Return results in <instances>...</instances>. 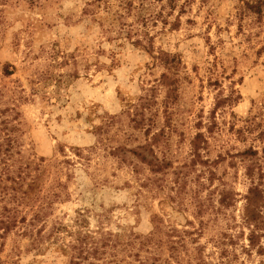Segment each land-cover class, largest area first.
Wrapping results in <instances>:
<instances>
[{
  "label": "rangeland",
  "instance_id": "1",
  "mask_svg": "<svg viewBox=\"0 0 264 264\" xmlns=\"http://www.w3.org/2000/svg\"><path fill=\"white\" fill-rule=\"evenodd\" d=\"M255 1L0 0V109L13 110L6 115L19 127L27 184L37 178L34 189L70 195L48 225L72 224L90 209L96 228L104 207L109 230L145 236L159 214L191 232L189 248L212 264H264L242 220L252 184H264V7L243 13ZM198 134L203 164L194 165ZM146 145L169 168L154 173L115 151L132 157ZM72 148L89 150V160L60 165L75 159ZM249 150L260 154L255 181L240 156ZM221 190L235 206L220 207ZM5 242L0 258L8 261L13 234ZM38 260L66 258L48 250Z\"/></svg>",
  "mask_w": 264,
  "mask_h": 264
},
{
  "label": "trees",
  "instance_id": "2",
  "mask_svg": "<svg viewBox=\"0 0 264 264\" xmlns=\"http://www.w3.org/2000/svg\"><path fill=\"white\" fill-rule=\"evenodd\" d=\"M262 1L246 3L243 13L261 15L264 7ZM131 8L130 4L129 10ZM134 9L132 8V11ZM119 18L123 19L124 15ZM120 26L126 27L125 23ZM262 51L264 47L258 53ZM4 71L6 76L15 74L10 65H5ZM172 81L173 78H165L163 82L167 88H170ZM169 92H172L171 88ZM141 108H145V105L143 104ZM12 112L13 110L0 109V255L4 252L5 240L11 234H13L14 246L10 260L0 258V264H22L23 255L33 256V262L30 264H41L38 258L48 250L63 254L66 258L63 264H212L204 257L201 248H197L198 250L189 248L186 236H191V232L167 227L159 214L153 215L154 229L145 236L136 233L132 227L117 232L109 230L102 221L107 215L104 209L100 210L104 207L95 210L101 219L96 228H92L90 223L89 214L92 213L90 209L78 211V216L72 224L68 225L60 218H56L51 225H48L49 217L54 215L55 205L69 201L70 195L64 196L62 191L52 185L45 189H34L32 184L37 183V178H33L29 182L31 184H27L31 173L28 170L29 164H25L19 157L18 149L21 144V138L17 133L19 127L15 124V119L12 120L6 115ZM247 129H250L249 126ZM240 130L237 131L238 134H245V131ZM260 137L264 138V132L260 133ZM204 142L203 134H198L192 141L193 154L197 160L193 162L194 165L196 162L203 164L200 150ZM115 151H121L126 156L123 162L126 160L133 162L132 158H134L136 162L148 166L154 173H161L170 166L160 161L150 145L129 150L132 157L128 156L125 150L118 148ZM70 152L77 160L67 159L60 162V165L74 163L84 165V162L89 160V155L86 153L90 152L89 150L72 148ZM259 155V152L253 150L240 154L249 162L247 175L252 181H255L256 166L260 164ZM150 181L154 182L153 179ZM263 185V182L258 185L252 184L245 196L246 206L242 217L243 226L249 230L247 237L249 247L260 255L264 254ZM58 186L66 187L61 181ZM219 196L220 207L230 209L236 205V197L228 191H219ZM192 241L196 242V240ZM167 251L169 255H166Z\"/></svg>",
  "mask_w": 264,
  "mask_h": 264
}]
</instances>
